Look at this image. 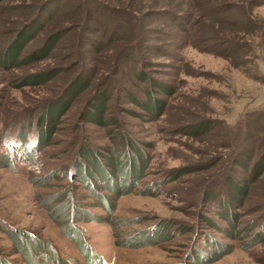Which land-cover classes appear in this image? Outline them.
<instances>
[{
    "label": "rangeland",
    "instance_id": "1",
    "mask_svg": "<svg viewBox=\"0 0 264 264\" xmlns=\"http://www.w3.org/2000/svg\"><path fill=\"white\" fill-rule=\"evenodd\" d=\"M72 213L104 264H264V0H0V264H86Z\"/></svg>",
    "mask_w": 264,
    "mask_h": 264
},
{
    "label": "trees",
    "instance_id": "2",
    "mask_svg": "<svg viewBox=\"0 0 264 264\" xmlns=\"http://www.w3.org/2000/svg\"><path fill=\"white\" fill-rule=\"evenodd\" d=\"M59 112L60 111H59L58 108L48 109V111L46 113V117L44 119V121H45L44 123H47L51 119L58 118V116H60V115H58V114H60ZM106 112H107V110H105V113ZM63 115L64 114H62L61 116H63ZM102 117L104 118V115ZM99 121H101V119ZM102 122H103L102 124H106L108 121L107 120H105V121L102 120ZM115 125H117V124H115ZM16 137L21 140V138L19 136H16ZM51 137H52V134L45 133V131L44 132L40 131L38 133V138H37L38 142L37 143H40L41 139H42L41 142L46 141V140H50ZM124 138L120 140L119 144H117V146H118L117 147V151L118 152H117V156L116 155L115 156L117 157L116 159H118V160L120 159V162L122 163L121 164L122 166H120L121 169L119 168V166H116V167L114 166L116 169L118 167L120 169L119 172H121V174L117 173L116 175L118 177H120L122 175L123 176L122 179H124V180H126L128 178L127 179V180H129L128 182H137V181L142 180L143 177H144V174H145V171H146V168H147V160L144 157L141 158V156H140V158H137V159H134V160H130L129 159V156H130V151L129 150L133 151V150H137L139 148L136 146L134 141L132 142V140L128 139L125 135H124ZM82 150H83L82 151L83 154H82V152H79V154H78L79 163L76 164V165L75 164L73 165V166H75L74 167V172L75 171L77 172V178L75 179V181L76 182H83V183H85V182L87 183L88 182L90 184L89 181L102 180V181H104V183L107 182L108 185L116 184V182H115L116 180H114V177H113V170L111 168L112 167L111 165H117V162H111L112 163L111 164L108 161L107 164H106L107 166H103L101 164L99 169H98V167H99V163L100 162L97 165L94 163V165H96L94 167H87L88 165L86 167L85 166L82 167V164H83L82 162H84V161L88 162V159L90 158L89 155L95 154L93 152V150L90 149L89 147L83 148ZM96 155L98 157H100L98 154H96ZM127 156H128V158H127ZM101 157H103V156H101ZM104 158L106 159V161L109 160V157H104ZM259 168H260V165H257L256 167H254V170L257 171V170H259ZM85 178H87L86 181L84 180ZM228 183H227L228 185H231L230 181ZM231 186L233 187V184ZM235 190L241 191L240 185H239V187L237 185V188L235 186V189L232 188V191L230 190L228 192V196L227 197H233V196L235 197L236 196L235 195ZM221 195L224 197V193H221ZM238 195L241 196L240 199H239ZM238 195H237L236 198H234L235 199V205L236 206H239V205L243 206L245 198H246V194H243V193L240 192ZM61 199H60L61 201L65 200V202H67L63 207L70 206L71 205V201L73 200V198L71 196V192L69 190H68V192H65L63 195H61ZM235 205H234V208H236ZM66 209H67V207H66ZM69 211H70V209H68V212ZM75 213L77 214L78 211H75ZM69 216L70 217H69L68 221H69V228L71 230V236H73V238L76 240L77 245L79 244V246H78L79 250L81 251V253L85 257L86 264H104L103 260L96 253H94L92 248L87 244L86 239L83 236V234L79 231L78 228L75 227V224H77L79 221H82V220L78 219V217L74 218V214L73 213L71 215H69ZM68 221H65V223H68ZM46 250L47 249L45 247L43 248L42 246H35L34 244H33V247L27 249L29 254L32 253V252L33 253L35 252V253L42 254V252L46 251ZM42 261H43L44 264H54V263L55 264H60L59 262H57L56 258H55V260L54 259L47 260V259L44 258V259H42ZM30 264H31V262H30Z\"/></svg>",
    "mask_w": 264,
    "mask_h": 264
}]
</instances>
